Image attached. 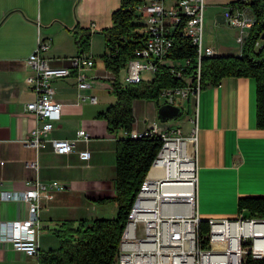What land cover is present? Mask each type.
I'll return each mask as SVG.
<instances>
[{
    "label": "crops",
    "instance_id": "obj_1",
    "mask_svg": "<svg viewBox=\"0 0 264 264\" xmlns=\"http://www.w3.org/2000/svg\"><path fill=\"white\" fill-rule=\"evenodd\" d=\"M216 1L205 0V4ZM119 5L120 0H0V192H22L26 182L35 179L64 185L52 191V198L40 199V251L58 247L54 229L60 222L113 217L116 212L115 147L124 132H110L99 114L115 101L101 59L106 52L102 30L111 25L112 12ZM83 32L89 34L83 53L94 59L86 70L90 87L79 91L75 72L53 80L61 114L48 135L74 139L78 129H85L89 141L77 140L69 153H55L49 146L36 151L24 143L36 124L25 109L35 97L27 82L33 71L26 60L40 38L49 44L44 55L51 65L69 66V59L79 54L76 36ZM217 49L219 53L221 48ZM230 50L221 54L237 52ZM90 95L96 97L95 103L89 101ZM186 108L187 125L178 127L185 135L195 123L198 130V217L209 222L210 217H233L239 197L264 195V129L256 125V81L224 77L217 86L201 89L197 103L188 100ZM132 111L133 130L141 131L158 120L153 101L134 99ZM84 149L90 151L87 160L79 157ZM28 161H36L37 169L28 167ZM26 216L23 201L0 200V238L10 233L5 223ZM0 264H36V259L0 241Z\"/></svg>",
    "mask_w": 264,
    "mask_h": 264
},
{
    "label": "built area",
    "instance_id": "obj_2",
    "mask_svg": "<svg viewBox=\"0 0 264 264\" xmlns=\"http://www.w3.org/2000/svg\"><path fill=\"white\" fill-rule=\"evenodd\" d=\"M245 1L234 0L222 12L224 23L237 30L239 53L254 23ZM205 5V0H140L136 12L146 38L122 69L124 75L107 71L110 80H117L123 85L149 80L142 74L153 75L159 64L166 61L175 37L181 35L195 47L197 83L162 89L160 97L164 98L162 104L177 105L176 97L185 103L188 100L197 103L201 91L198 83L200 61L203 57L219 54L212 46H204ZM259 44L257 41L256 46ZM48 47V42L39 38L36 49L26 60L33 71L27 82L35 97L26 103L25 109L33 115L36 124L24 143L36 151L49 146L55 153H69L77 140L89 141V134L85 129H78L74 139L48 135L61 114V103L54 100L52 82L75 72L77 88L85 91L90 87L86 70L93 66L94 59L79 53L69 59V66H53L44 55ZM188 62V59L182 65H173L172 62L169 70L176 77H182L183 66ZM87 97L91 103L96 102L95 96ZM129 135L133 138L162 135V144L129 209L118 245L117 264H246L248 258L264 264V217L247 216L244 209L234 217H210L207 232L202 233L203 237L200 235L196 207V123L185 135L180 127H172L169 121L153 120L141 131L132 129ZM79 157L89 159L90 151H80ZM26 165L37 169L36 161H28ZM63 188L64 185L58 181L44 184L35 179L27 181L22 192H0V200L15 199L27 205L25 218L5 223L10 233L1 237L0 241L10 242L14 250L35 258L38 264L39 202L42 197L52 198L53 190ZM148 213H155V220H148Z\"/></svg>",
    "mask_w": 264,
    "mask_h": 264
},
{
    "label": "trees",
    "instance_id": "obj_3",
    "mask_svg": "<svg viewBox=\"0 0 264 264\" xmlns=\"http://www.w3.org/2000/svg\"><path fill=\"white\" fill-rule=\"evenodd\" d=\"M238 1V0H237ZM234 1H232L233 3ZM140 0H120V5L111 15V25L102 30L106 52L101 59L106 70L118 75L125 68L134 50L144 43L146 34L139 20L136 6ZM254 23L244 40L240 53L217 54L203 57L200 61V89L220 84L227 76L252 77L256 81V125L264 129V0H247ZM76 33V32H75ZM78 51L88 47L89 34L76 36ZM260 44L256 46V42ZM182 77L173 75L169 68L183 64ZM196 50L187 37L177 35L166 61L160 63L149 80L123 85L119 81L111 84L115 101L99 114L106 121L110 132H125L119 136L115 147V176L113 200L117 204L113 217H96L90 220H65L54 229L59 240L58 247L40 251L38 264H117L118 245L132 202L140 185L155 159L162 139L155 135L133 138L132 101H153L158 109L162 89L195 85ZM188 102V101H187ZM238 212L244 209L247 216L264 217V195L241 196L237 201ZM210 223L200 221L199 230L203 237ZM262 261L248 258L246 264H261Z\"/></svg>",
    "mask_w": 264,
    "mask_h": 264
},
{
    "label": "rangeland",
    "instance_id": "obj_4",
    "mask_svg": "<svg viewBox=\"0 0 264 264\" xmlns=\"http://www.w3.org/2000/svg\"><path fill=\"white\" fill-rule=\"evenodd\" d=\"M233 0H217V3H211L212 5H205V15H204V46H212L218 51L217 47L221 48L219 54L222 52H232L230 48L237 50L235 53H239L238 43L236 41L237 30L230 27L226 23H218L216 20V14L221 12L223 8L228 6ZM224 47V48H223ZM229 50V51H228ZM216 51V52H217ZM234 53V52H233ZM124 75V70L121 71L120 76ZM143 78H151L153 75L149 73H143ZM159 100L161 104L164 101L163 97ZM175 104L181 107V112L178 116L168 119L172 127H178L179 123H182V128L187 125L188 109L186 108V103L183 102L179 97L175 98ZM156 136V135H155ZM246 214V213H245ZM234 217V216H233Z\"/></svg>",
    "mask_w": 264,
    "mask_h": 264
},
{
    "label": "water",
    "instance_id": "obj_5",
    "mask_svg": "<svg viewBox=\"0 0 264 264\" xmlns=\"http://www.w3.org/2000/svg\"><path fill=\"white\" fill-rule=\"evenodd\" d=\"M216 20L219 23H224L225 18L222 13H217L216 14ZM261 40H264V33H262ZM181 112V107L169 103L161 104L158 109H157V117L158 120L161 122H166L168 119L174 118L178 116Z\"/></svg>",
    "mask_w": 264,
    "mask_h": 264
},
{
    "label": "bare ground",
    "instance_id": "obj_6",
    "mask_svg": "<svg viewBox=\"0 0 264 264\" xmlns=\"http://www.w3.org/2000/svg\"><path fill=\"white\" fill-rule=\"evenodd\" d=\"M159 137H161L162 139V135H157ZM148 220H155V213H152L150 216H148ZM198 223H200V219L198 217Z\"/></svg>",
    "mask_w": 264,
    "mask_h": 264
}]
</instances>
